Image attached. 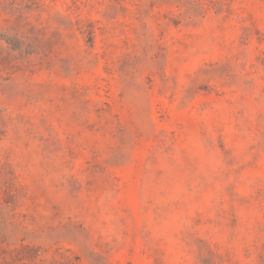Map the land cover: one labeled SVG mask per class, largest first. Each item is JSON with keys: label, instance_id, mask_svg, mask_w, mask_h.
<instances>
[{"label": "rangeland", "instance_id": "1", "mask_svg": "<svg viewBox=\"0 0 264 264\" xmlns=\"http://www.w3.org/2000/svg\"><path fill=\"white\" fill-rule=\"evenodd\" d=\"M0 264H264V0H0Z\"/></svg>", "mask_w": 264, "mask_h": 264}]
</instances>
